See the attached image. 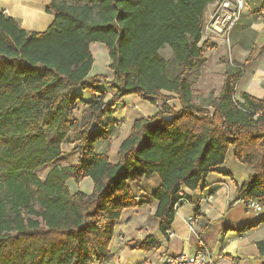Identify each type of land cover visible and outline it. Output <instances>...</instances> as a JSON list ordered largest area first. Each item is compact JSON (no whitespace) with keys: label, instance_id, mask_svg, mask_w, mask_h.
Wrapping results in <instances>:
<instances>
[{"label":"trees","instance_id":"obj_1","mask_svg":"<svg viewBox=\"0 0 264 264\" xmlns=\"http://www.w3.org/2000/svg\"><path fill=\"white\" fill-rule=\"evenodd\" d=\"M214 1H54L46 8L54 23L43 33L27 32L0 13V264L111 261L118 221L145 204L135 189L154 177L160 180L151 195L158 203L154 216L168 240L177 207L183 198L192 201L182 188L197 190L231 148L253 171L238 200L264 206V99L235 97L240 67L226 71L217 96L199 99L194 90L207 62L205 13ZM92 43L105 45L112 61L110 100L96 79L86 80ZM167 47L170 59L161 53ZM82 91L98 97L84 101ZM165 92L178 98V112L168 105L175 97ZM130 95L163 104L155 116L134 123L114 164L96 145L111 139L102 122ZM71 133L77 163L55 166L42 180L37 171L58 162ZM86 178L93 192L71 194L67 182ZM126 245L132 251L162 246L152 236ZM257 247L264 255V241Z\"/></svg>","mask_w":264,"mask_h":264},{"label":"crops","instance_id":"obj_2","mask_svg":"<svg viewBox=\"0 0 264 264\" xmlns=\"http://www.w3.org/2000/svg\"><path fill=\"white\" fill-rule=\"evenodd\" d=\"M54 1L69 0H0V13L15 19L27 32L43 33L54 23L55 17L47 13V6ZM214 10V3H210L205 13V25L209 22ZM204 33L202 45H207L205 57L206 73L202 77L207 80L212 62L215 69L222 71L223 80L215 91L217 96L223 86L225 73L230 67H240L243 73L239 78L236 98L240 99L243 93L256 99H264V0H247V7L242 18L228 39L218 35ZM168 48V47H167ZM165 48V49H167ZM164 49V50H165ZM170 59L172 51L170 48ZM90 50L94 58V64L86 80L96 79L101 89L108 90L110 100L114 91L108 89L109 83L114 79V72L110 69L112 61L105 45L92 43ZM162 50L161 53L164 51ZM98 58L105 60L104 70L97 71ZM165 58V57H164ZM208 72V73H207ZM217 74L218 73H215ZM204 87L213 91L211 84L204 83ZM84 101L90 102L98 95L88 92H80ZM210 93L204 94L208 97ZM164 95L175 97L169 101L175 112L181 108L176 95L165 92ZM131 96L123 98L116 106L113 114L106 117L102 126L111 130V139L96 145L99 153L108 151L116 145L118 153L122 143L130 136L134 123L141 118L155 116L163 104L159 100L156 112L131 116V125L126 127L130 104L127 100ZM177 99V100H176ZM138 100V99H137ZM176 107V108H174ZM84 106L80 105L75 114V120L81 121ZM128 110V111H127ZM121 123L117 125L116 123ZM128 128V129H125ZM78 144L74 133L62 146L63 155L54 165H48L37 171L42 180L55 166H70L77 163L79 152L75 150ZM76 156L75 161L68 162L69 157ZM112 163H118V156ZM47 169L42 178L40 170ZM252 169L235 158V151L231 148L226 162L216 172L210 173L200 187L195 190L182 188L181 195L191 198V202L183 198L177 207L171 231L175 234L168 240L161 234L158 228V220L155 213L158 203L151 198L152 193L159 188L160 180L154 177L145 181L141 188H136L135 193L145 199L141 207L125 210L115 228V236L111 242L110 250L114 258L103 264H161V257L166 251L169 255L180 253L194 254L200 244L207 246L214 264H264V255L260 254L257 243L264 241V206L261 212L249 209L244 200H238L239 190L250 180ZM71 194L83 192L90 195L93 192L94 183L91 178H86L80 183L74 180L67 182ZM195 217V231L191 232L188 220ZM247 226L254 228L238 232ZM152 236L156 242L161 243L160 248L151 251L130 250L127 243L133 240L144 241Z\"/></svg>","mask_w":264,"mask_h":264},{"label":"built area","instance_id":"obj_3","mask_svg":"<svg viewBox=\"0 0 264 264\" xmlns=\"http://www.w3.org/2000/svg\"><path fill=\"white\" fill-rule=\"evenodd\" d=\"M214 10L210 16L209 22L205 25L204 33L215 34L228 39L229 35L240 22L242 15L247 7V0H215ZM249 209L261 212L263 206L257 200L246 203ZM191 232L195 231L196 219L190 217L188 220ZM169 239L175 234L170 231ZM161 264H214L207 246L200 244L194 254L180 253L169 255L165 251L161 257Z\"/></svg>","mask_w":264,"mask_h":264},{"label":"rangeland","instance_id":"obj_4","mask_svg":"<svg viewBox=\"0 0 264 264\" xmlns=\"http://www.w3.org/2000/svg\"><path fill=\"white\" fill-rule=\"evenodd\" d=\"M213 35H215V34H213ZM224 39L227 40L226 38H224ZM162 55L165 58H169L170 55H171L170 50L168 48L165 49L162 52ZM98 60H99V64H98V67H97V71L104 70L105 60H103L101 58H98ZM207 68L210 69L209 74H207V76H208L207 80L205 81V78L202 77L203 73H206V71H207L206 68L204 67V68H202L201 72H199L197 78L194 81V90H196V95H197V97L199 99H204V97H203L204 94L211 93L210 89L204 87L205 86L204 85L205 82H208V83L211 84L210 86L212 87V89H213L212 92L214 93L215 91H217L219 89L218 87L221 84V80H223V75H222L223 74L222 73L223 70L215 69V67L212 64V62L209 64V67H207ZM214 72L218 73V75L214 74ZM108 88H110V87H108ZM130 96H131V98H129L127 100V103L130 104L129 105L130 108H129V114L126 117V119H127L126 120L127 121L126 127L131 125V122H132V117L131 116L138 117L139 116L138 114H144V112L145 113H150V115H151V114H153V112H156V109H157L155 105H152L148 101H144V100L140 99L139 97H137L135 95H130ZM174 108H176V107H174ZM168 116L169 115H166V117H168ZM125 129H128V128H125ZM109 156H110L111 160H115L116 156H118V153L116 152V145L112 146V149H111V151L109 153ZM75 157L76 156H74V155L69 157L68 162H72L73 163L75 161ZM46 171H47V169L46 170L45 169L40 170L39 174L41 175L42 178L45 176ZM2 182H3V179L0 178V183H2ZM29 188L32 191L34 190V188L32 186H30Z\"/></svg>","mask_w":264,"mask_h":264}]
</instances>
